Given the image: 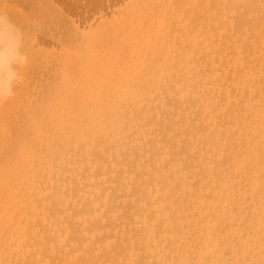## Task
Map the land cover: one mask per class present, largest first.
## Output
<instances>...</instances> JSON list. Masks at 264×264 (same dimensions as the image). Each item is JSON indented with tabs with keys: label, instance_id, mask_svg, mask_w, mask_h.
I'll use <instances>...</instances> for the list:
<instances>
[{
	"label": "bare ground",
	"instance_id": "bare-ground-1",
	"mask_svg": "<svg viewBox=\"0 0 264 264\" xmlns=\"http://www.w3.org/2000/svg\"><path fill=\"white\" fill-rule=\"evenodd\" d=\"M28 1L0 264H264V0Z\"/></svg>",
	"mask_w": 264,
	"mask_h": 264
},
{
	"label": "clouds",
	"instance_id": "clouds-1",
	"mask_svg": "<svg viewBox=\"0 0 264 264\" xmlns=\"http://www.w3.org/2000/svg\"><path fill=\"white\" fill-rule=\"evenodd\" d=\"M26 38L22 30L0 11V106L12 99L22 84V68L28 57L22 51Z\"/></svg>",
	"mask_w": 264,
	"mask_h": 264
},
{
	"label": "rangeland",
	"instance_id": "rangeland-1",
	"mask_svg": "<svg viewBox=\"0 0 264 264\" xmlns=\"http://www.w3.org/2000/svg\"><path fill=\"white\" fill-rule=\"evenodd\" d=\"M39 1H40V2H38L37 0L34 1V2H35V5H36L37 7L33 4V3H34L33 0L28 1V2H29V3H30V2H31V3L33 2V3H32L33 5H31V6H32V7L34 6V8L36 7V9L38 10V7L40 8V7L42 6V4H43L42 7L44 8V5L48 4V3L51 2L52 0H50L49 2H48V0H45V1H47L48 3H46L45 1H44V3H42L43 0H39ZM36 2H37V3H36ZM38 4H39L40 6H39ZM49 5L53 6V3H49L48 6H49ZM57 5H58V3L55 4V7H56ZM59 5H60V4H59ZM59 5H58V6H59ZM31 6H30V7H31ZM48 6H45V7L47 8ZM32 7H31V8H32ZM34 8H33V9H34ZM43 8H41V9H43ZM46 8H44V9L46 10ZM33 9H30V10H31L30 12H32ZM44 9H43V11H44ZM33 11H35V9H34ZM45 19H46V18H45ZM47 19H48V18H47ZM48 22H49V21H48ZM1 138H2V137H1Z\"/></svg>",
	"mask_w": 264,
	"mask_h": 264
}]
</instances>
